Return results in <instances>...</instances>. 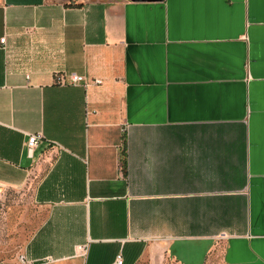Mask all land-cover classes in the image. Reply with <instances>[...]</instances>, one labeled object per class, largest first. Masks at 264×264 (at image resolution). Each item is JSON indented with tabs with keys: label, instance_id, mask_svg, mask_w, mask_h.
Here are the masks:
<instances>
[{
	"label": "crops",
	"instance_id": "crops-1",
	"mask_svg": "<svg viewBox=\"0 0 264 264\" xmlns=\"http://www.w3.org/2000/svg\"><path fill=\"white\" fill-rule=\"evenodd\" d=\"M2 37L0 205L34 207L20 253L264 264V0H0Z\"/></svg>",
	"mask_w": 264,
	"mask_h": 264
},
{
	"label": "rangeland",
	"instance_id": "rangeland-1",
	"mask_svg": "<svg viewBox=\"0 0 264 264\" xmlns=\"http://www.w3.org/2000/svg\"><path fill=\"white\" fill-rule=\"evenodd\" d=\"M34 207L27 206L23 195L17 194L14 203L0 205V264H20L17 256L23 249L34 226ZM139 264H179L168 255L157 262L146 256Z\"/></svg>",
	"mask_w": 264,
	"mask_h": 264
},
{
	"label": "built area",
	"instance_id": "built-area-1",
	"mask_svg": "<svg viewBox=\"0 0 264 264\" xmlns=\"http://www.w3.org/2000/svg\"><path fill=\"white\" fill-rule=\"evenodd\" d=\"M4 42L5 38L2 37L0 39V43L4 44ZM55 78L56 82L60 85H83L84 87H88L90 84H101L102 82V80L99 78L87 80L85 79V77L76 73H68L66 75L62 73H57ZM42 138L43 136L41 133H31L28 135L26 149L29 155L32 154L33 150L36 148ZM52 144L61 147V145L57 142H53ZM17 259L20 264H48V262L50 261L49 258H44L41 260H31L24 253H19ZM123 262L124 259L122 254L118 253L111 264H123Z\"/></svg>",
	"mask_w": 264,
	"mask_h": 264
},
{
	"label": "trees",
	"instance_id": "trees-1",
	"mask_svg": "<svg viewBox=\"0 0 264 264\" xmlns=\"http://www.w3.org/2000/svg\"><path fill=\"white\" fill-rule=\"evenodd\" d=\"M129 264H132V263H129Z\"/></svg>",
	"mask_w": 264,
	"mask_h": 264
}]
</instances>
